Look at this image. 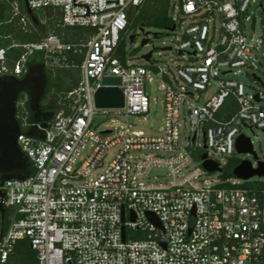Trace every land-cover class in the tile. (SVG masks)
Listing matches in <instances>:
<instances>
[{"label": "built area", "instance_id": "obj_1", "mask_svg": "<svg viewBox=\"0 0 264 264\" xmlns=\"http://www.w3.org/2000/svg\"><path fill=\"white\" fill-rule=\"evenodd\" d=\"M145 1L74 0L89 5V17H73L86 14L73 0H30L32 12L53 9L63 27L94 34L74 45L49 35L0 47V78H23L27 58L36 52L44 53L49 68L60 60L66 64L68 53L83 56L77 86L57 94L58 109L46 129L28 125L26 114L17 116V145L33 174L0 187L8 224L2 231L0 212V264H15L22 242L37 264H264V191L221 178L239 156L235 142L243 129L264 132V96L249 94L237 78L244 74L254 80L251 61L261 42L248 39L246 23L252 6L264 12V0H169L174 30L166 31L176 37V48L159 56L174 51L180 61L162 65L152 52L146 66H137L128 56L120 60L118 45L129 11ZM11 10L21 31L30 33L32 21L16 0ZM12 49L20 55L9 63ZM153 75L164 98L158 135L145 136L131 126L102 130L96 124L107 115L147 116ZM103 77L121 79L122 109L96 108L94 94ZM26 100L18 105L23 108ZM180 109L190 129L182 152ZM31 126L45 132L44 140L25 135ZM205 161L221 172H207ZM192 162L198 166L191 169ZM155 169L166 176L151 182Z\"/></svg>", "mask_w": 264, "mask_h": 264}, {"label": "trees", "instance_id": "obj_2", "mask_svg": "<svg viewBox=\"0 0 264 264\" xmlns=\"http://www.w3.org/2000/svg\"><path fill=\"white\" fill-rule=\"evenodd\" d=\"M13 1L14 0H0V47L9 45L12 42L20 44L36 43L49 35L57 36L64 44L74 45L86 43L89 37L94 34V30L92 29L63 27L60 13L53 9L40 10L37 14L33 12L37 24L32 22V31L30 33H23L18 25L17 18L12 17L11 3ZM16 1L22 15L27 16L23 0ZM169 7V0H146L139 8L129 11L126 32H133L137 28L142 29L141 26L158 30L171 29L173 23L169 17ZM126 32L123 34L118 45V57L121 61H125L127 56L133 58L137 53L136 50H130V52L126 51ZM134 35L135 33H133V36ZM2 37H8V39L3 40L1 39ZM19 55L20 51L15 49L10 50L8 52L9 63L15 61ZM66 56V64H62L63 62L60 60L57 65L51 68L46 66L47 60L42 52L33 53L27 58V70L37 65H44L45 67L44 71L47 79V86L40 101V109L43 113L54 114L58 109L57 94L69 92L78 84V66H80L83 56L74 55L73 53H68ZM61 65H66L67 67H61ZM24 97H26L27 100L22 108L18 105V102ZM29 101V93H25L19 97L16 104V119L19 124L21 123L20 119L17 117L19 114H26L28 125L34 124L33 116L29 108ZM239 163V160H230L227 167L223 170L221 178L230 179L233 169L236 168ZM31 174H33L32 167ZM251 186L254 189L264 191V183H255L253 185L251 184ZM7 225L8 224L4 220L1 221L2 229H6ZM14 261L15 264H37L35 255L28 249L26 242L19 243L16 246Z\"/></svg>", "mask_w": 264, "mask_h": 264}, {"label": "water", "instance_id": "obj_3", "mask_svg": "<svg viewBox=\"0 0 264 264\" xmlns=\"http://www.w3.org/2000/svg\"><path fill=\"white\" fill-rule=\"evenodd\" d=\"M29 1L30 0H23L26 14L34 24H37L32 10L28 7ZM73 7H84L86 9V14L84 16L73 17H89V5H75L73 0ZM139 30L143 32V29ZM173 30L174 27L170 29V31ZM153 36L157 38L156 34ZM134 39L135 35L130 36L129 42L132 43ZM147 42L148 39L142 40L140 47L145 46ZM170 50V48L162 49V51ZM151 55L152 52H149L141 58L148 62ZM44 68V65L33 66L22 79L9 76L0 78V187L6 181H25L31 175L30 161L17 145V138L21 135L20 126L16 119L18 95L25 91L29 93V108L33 116V121L35 124H38L41 129H46L48 122L53 118V113H43L40 109V101L47 86ZM253 79L264 88V84L259 78L253 76ZM120 85L121 79L118 77H103L100 81V88L94 94L96 108L122 109L124 107V96L119 88ZM254 98L257 102L259 101L257 95H255ZM25 135L39 140H44L45 138L43 137L45 132L38 130L36 126H31ZM235 149L238 155L250 153L257 159L256 154L253 152L250 139L245 136L237 138ZM202 159L204 160L205 156H203ZM203 168L209 173L221 172L216 164L209 161L203 163ZM232 176L242 181H249L254 177L264 178V162L257 161L256 168H253L251 162L241 161L239 165L233 169ZM0 196V212L3 221L4 211L2 202L4 191L0 190ZM148 219L161 228L158 219L154 215L148 214ZM122 233L124 239V230Z\"/></svg>", "mask_w": 264, "mask_h": 264}, {"label": "rangeland", "instance_id": "obj_4", "mask_svg": "<svg viewBox=\"0 0 264 264\" xmlns=\"http://www.w3.org/2000/svg\"><path fill=\"white\" fill-rule=\"evenodd\" d=\"M40 11V10H39ZM35 11L34 13H38ZM143 32L137 28L133 32H126L125 40L127 48L131 50H136V54L133 57V62L137 66H146V62L141 58L142 56L153 52V57L157 58L160 61V64L165 65V63L174 64L175 62L180 61L177 59V55L174 51L164 52L159 56L162 49L172 47L173 50L176 48V37L173 34L168 33L163 29H154L148 28L146 26H141ZM246 31L248 34V39L253 40V44L256 41L258 44L259 50L255 54V58L251 61L256 69L252 70L249 74H254L258 77L261 82L264 84V12L256 6H252L249 10V21L246 23ZM135 33V39L132 43L128 41L129 37ZM156 34L157 38L153 35ZM123 36V35H122ZM148 39V42L145 46L140 47L142 40ZM247 72V71H246ZM238 81L242 83L249 94L260 92L262 97L264 96V89L252 80L250 77L240 74L238 75ZM215 85L212 86L211 90L205 96L208 97L214 89ZM147 94L150 99V112L145 117L138 116H126V117H116L114 115H107L102 118L95 119L96 124H101L102 130H111L120 126L132 127V131L142 132L145 136L158 135L164 125V107H163V92L160 89V81L156 77H152V83L147 85ZM264 104V103H263ZM114 120V122H112ZM179 122L181 128L179 131V149L180 152L184 150V147L187 146L189 135V126L185 124L183 109H180V118ZM242 134L250 138L252 141L253 152L256 154L257 159L250 153L241 154L237 156V160L251 162L253 168H256L257 161L264 162V132L261 130H250L249 128H244ZM202 143V140H201ZM112 154L109 155V157ZM108 157V158H109ZM197 162H192L190 167L191 169L196 168ZM217 176V174H213ZM166 176V173L162 169H155L149 175V181L154 182L155 179L161 181L163 177ZM230 179H236L232 176ZM241 181V180H240ZM243 183H264V178L254 177L251 180Z\"/></svg>", "mask_w": 264, "mask_h": 264}, {"label": "flooded vegetation", "instance_id": "obj_5", "mask_svg": "<svg viewBox=\"0 0 264 264\" xmlns=\"http://www.w3.org/2000/svg\"><path fill=\"white\" fill-rule=\"evenodd\" d=\"M25 93H28V92H27V91H25V92H21V93L18 95V100H19V97H20L21 95L25 94ZM18 100H17V102H18Z\"/></svg>", "mask_w": 264, "mask_h": 264}]
</instances>
